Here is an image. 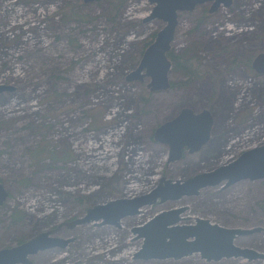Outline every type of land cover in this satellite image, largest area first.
I'll return each instance as SVG.
<instances>
[{"label": "rangeland", "instance_id": "374dc122", "mask_svg": "<svg viewBox=\"0 0 264 264\" xmlns=\"http://www.w3.org/2000/svg\"><path fill=\"white\" fill-rule=\"evenodd\" d=\"M210 6L179 14L169 53L190 72L173 65L171 88L152 92L150 77L128 80L165 27L145 22L149 0H0V84L14 89L0 94V182L9 195L0 250L58 229L52 236L71 242L30 256L33 264H264L200 253L141 259L145 238L134 230L183 208L179 225L204 218L260 228L235 244L264 253V179L158 199L119 226H70L99 204L148 195L164 177L187 180L264 146V74L253 69L264 53V4L233 0L214 15ZM186 107L212 113L211 138L170 161L155 132Z\"/></svg>", "mask_w": 264, "mask_h": 264}, {"label": "water", "instance_id": "95a60500", "mask_svg": "<svg viewBox=\"0 0 264 264\" xmlns=\"http://www.w3.org/2000/svg\"><path fill=\"white\" fill-rule=\"evenodd\" d=\"M94 1L99 0H84L85 3ZM149 2L154 7L145 22L159 19L165 23V27L157 34L156 41L146 50L137 70L128 80L143 81L144 78L150 77L148 88L152 92L165 91L172 85L169 74L173 65L168 53L172 49L179 26V14L192 12L197 6L206 3H211L209 13L215 14L222 7H231L233 0H149ZM253 69L258 74H264V53L255 58ZM12 90L14 89L10 86L0 84V94ZM213 125L214 118L209 110L196 113L186 107L174 119L157 128L155 140L168 144L171 152L170 161H178L182 159L186 148L194 153L209 142ZM248 179L251 181L264 179V146L246 151L227 165L187 180L174 181L164 177L159 187L148 195L99 204L89 209L86 217L74 220L70 226L90 222L119 226L122 219L138 215L141 208L154 204L158 199L164 203L184 196H198L202 189L222 184L229 187ZM8 198V192L0 182V206ZM183 212H185L183 208L163 211L143 226L136 227L135 232L141 233V237L145 238L143 248L137 257L145 260L169 258L179 260L200 253L208 262L225 258L264 260V253L235 244L236 238L260 232V228L251 230L228 228L204 218H197L195 224L179 225ZM57 230L38 233L26 242L0 250V264H33L30 256L55 247L65 248L71 241L53 237Z\"/></svg>", "mask_w": 264, "mask_h": 264}, {"label": "trees", "instance_id": "16d2710c", "mask_svg": "<svg viewBox=\"0 0 264 264\" xmlns=\"http://www.w3.org/2000/svg\"><path fill=\"white\" fill-rule=\"evenodd\" d=\"M169 59L172 61V64L176 66L177 68L183 69L185 72H190V62L182 60L180 57L175 58L172 54L168 53ZM192 77L194 76V73H191ZM231 160V159H230ZM231 162V161H228ZM150 190V189H149ZM148 190V191H149ZM147 192V191H146ZM142 194V193H141ZM138 195V194H136Z\"/></svg>", "mask_w": 264, "mask_h": 264}, {"label": "flooded vegetation", "instance_id": "af4514ba", "mask_svg": "<svg viewBox=\"0 0 264 264\" xmlns=\"http://www.w3.org/2000/svg\"><path fill=\"white\" fill-rule=\"evenodd\" d=\"M260 2H262L264 4V0H259Z\"/></svg>", "mask_w": 264, "mask_h": 264}, {"label": "bare ground", "instance_id": "6f19581e", "mask_svg": "<svg viewBox=\"0 0 264 264\" xmlns=\"http://www.w3.org/2000/svg\"><path fill=\"white\" fill-rule=\"evenodd\" d=\"M143 194V193H142ZM138 195H140V194H138ZM138 195H134V196H138ZM115 200V199H114Z\"/></svg>", "mask_w": 264, "mask_h": 264}]
</instances>
